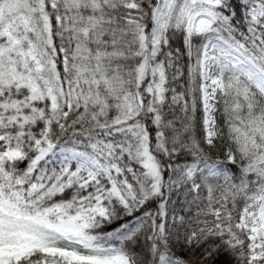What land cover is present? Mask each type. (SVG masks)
<instances>
[{"label":"snow or ice","instance_id":"6c2138e0","mask_svg":"<svg viewBox=\"0 0 264 264\" xmlns=\"http://www.w3.org/2000/svg\"><path fill=\"white\" fill-rule=\"evenodd\" d=\"M0 264H264V0H0Z\"/></svg>","mask_w":264,"mask_h":264}]
</instances>
